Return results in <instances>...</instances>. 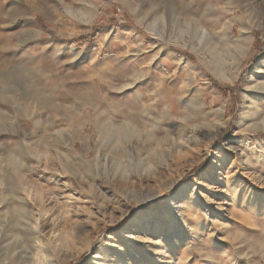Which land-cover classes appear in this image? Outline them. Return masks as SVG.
<instances>
[{
    "label": "rangeland",
    "instance_id": "1",
    "mask_svg": "<svg viewBox=\"0 0 264 264\" xmlns=\"http://www.w3.org/2000/svg\"><path fill=\"white\" fill-rule=\"evenodd\" d=\"M169 263L264 264V0H0V264Z\"/></svg>",
    "mask_w": 264,
    "mask_h": 264
},
{
    "label": "bare ground",
    "instance_id": "2",
    "mask_svg": "<svg viewBox=\"0 0 264 264\" xmlns=\"http://www.w3.org/2000/svg\"><path fill=\"white\" fill-rule=\"evenodd\" d=\"M109 135H110V141H112V142H114V139L115 138H121L120 137L121 134L118 131L113 130V129L109 130ZM14 180H15L16 190H18L19 187H20V185L22 184V181H17V179H14ZM55 183L58 184V181H56ZM44 184H45V187L48 188V189H46L47 194L48 193L50 194V192L52 190L53 191L55 190V188H53V186L55 184L51 183L49 181V179L44 180ZM31 186H34L35 187V184L34 183H31ZM37 195H38L39 200L42 201V198L44 197V194L41 193V195H39V194H37ZM27 199L28 198H24L23 199V198L16 197V200L18 201V203H19L20 206H17L16 207V209L14 211V215H13V217L10 220V223L12 224V227L10 229V232L11 233L16 232V234H13V235H20L24 231V228L32 229L29 226H26V222H25L28 219V217H27L28 216V213L23 208L24 207L23 204L24 203H27Z\"/></svg>",
    "mask_w": 264,
    "mask_h": 264
}]
</instances>
